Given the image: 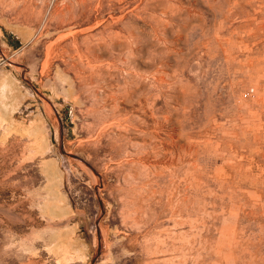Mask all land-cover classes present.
I'll return each instance as SVG.
<instances>
[{
	"label": "rangeland",
	"instance_id": "obj_1",
	"mask_svg": "<svg viewBox=\"0 0 264 264\" xmlns=\"http://www.w3.org/2000/svg\"><path fill=\"white\" fill-rule=\"evenodd\" d=\"M0 67L96 264H264V0H0ZM4 154L0 238L32 225Z\"/></svg>",
	"mask_w": 264,
	"mask_h": 264
},
{
	"label": "crops",
	"instance_id": "obj_2",
	"mask_svg": "<svg viewBox=\"0 0 264 264\" xmlns=\"http://www.w3.org/2000/svg\"><path fill=\"white\" fill-rule=\"evenodd\" d=\"M19 75L0 67V148L12 161L17 160L18 170L25 174L11 192V206L17 218L32 220V225L23 228L19 221L15 233L2 232L0 251L10 249L11 260L1 263L96 264L94 245L82 229L61 160L52 154L44 112L40 109L27 118L17 116L29 96L20 88Z\"/></svg>",
	"mask_w": 264,
	"mask_h": 264
},
{
	"label": "bare ground",
	"instance_id": "obj_3",
	"mask_svg": "<svg viewBox=\"0 0 264 264\" xmlns=\"http://www.w3.org/2000/svg\"><path fill=\"white\" fill-rule=\"evenodd\" d=\"M60 14V13H59ZM20 128H21V126H20Z\"/></svg>",
	"mask_w": 264,
	"mask_h": 264
}]
</instances>
